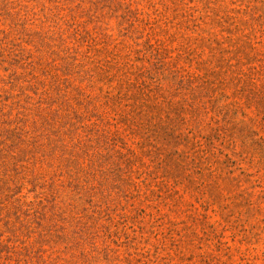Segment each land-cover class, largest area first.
I'll use <instances>...</instances> for the list:
<instances>
[{
	"label": "rangeland",
	"instance_id": "obj_1",
	"mask_svg": "<svg viewBox=\"0 0 264 264\" xmlns=\"http://www.w3.org/2000/svg\"><path fill=\"white\" fill-rule=\"evenodd\" d=\"M0 264H264V0H0Z\"/></svg>",
	"mask_w": 264,
	"mask_h": 264
}]
</instances>
